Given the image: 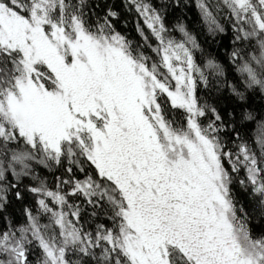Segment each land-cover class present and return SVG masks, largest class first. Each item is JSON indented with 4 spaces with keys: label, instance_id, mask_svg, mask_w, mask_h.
<instances>
[{
    "label": "snow or ice",
    "instance_id": "1",
    "mask_svg": "<svg viewBox=\"0 0 264 264\" xmlns=\"http://www.w3.org/2000/svg\"><path fill=\"white\" fill-rule=\"evenodd\" d=\"M123 5L143 20L141 44L115 30L111 6L95 11L98 0H0V264H264V234H253L231 188L264 208V123L253 148L198 95L212 80L219 90L222 66L198 64L195 38L182 23L184 39L169 36L149 0ZM196 6L210 33L225 31L206 0ZM213 7L228 10L243 87L264 95V0ZM37 166L68 177L53 190ZM25 192L36 211L25 207L17 225L9 193ZM69 198L92 206L94 227Z\"/></svg>",
    "mask_w": 264,
    "mask_h": 264
},
{
    "label": "trees",
    "instance_id": "2",
    "mask_svg": "<svg viewBox=\"0 0 264 264\" xmlns=\"http://www.w3.org/2000/svg\"><path fill=\"white\" fill-rule=\"evenodd\" d=\"M98 2L101 4V8H97L95 11L101 15L104 14L107 6H111L118 13V18L112 21L117 32L132 41L134 45L142 43L141 37L137 32V23L143 27V20L138 17L134 10L129 11L125 9L123 0H98ZM149 2L161 11L168 32L175 40L180 41L184 39L182 34L176 29V25L181 23L195 38L199 48L194 51V58L198 64L203 66L207 60L211 59L222 66L224 76L219 79L224 83L219 87V90H217L216 80H212L211 90L204 89L203 86H200L198 95L202 103L206 101L209 105L214 106L225 117V120H233L239 136L255 148L258 126L264 123V95L258 90H245L236 72L235 65L232 64L229 58L236 45L233 43L234 34L231 23L227 19L229 15L228 10L221 7L220 12H216L213 6L220 3V0H206L209 6L212 7V11L216 14L219 23L225 29L222 33H210L208 26L205 24L196 6V0H149ZM144 30L147 33L148 30L146 28ZM152 43L155 44V41H152ZM245 51L259 55V51L256 48H246ZM144 52L149 56L154 55L149 48H144ZM227 85H236L239 91L244 92V99L241 100L234 96ZM229 112L233 114L231 117L227 115ZM246 112L251 113L254 119L243 120L242 114ZM209 119H211V113L204 118L203 122L206 124ZM232 141L236 143L240 142L236 140L235 132L230 131L229 147L233 151H236ZM225 167H228L227 163ZM37 173L53 190H55L57 176H62L65 179L68 177V174L63 169L48 171L37 166ZM242 176L243 173H241V178ZM75 178L84 179V174L76 171ZM23 183L30 184L32 181L25 179ZM231 188L237 208L243 206L247 212L249 218L248 223L253 234L256 236L264 234V208L252 197L250 191L241 188L238 182H234ZM67 190V187H65L64 191ZM69 199L82 206L83 210L81 215L87 221L85 227H94L93 221L97 218L90 215L93 210L92 206L86 204L83 198ZM9 200L10 204L7 206L6 214L17 225L24 220L23 209L25 207L31 208L33 213L36 211L35 199L27 192L24 193V199L22 201L17 200L13 193H9ZM105 207L107 206L105 205ZM96 211L101 213L99 220L108 224L109 221L103 215V210L96 209ZM42 222L46 223L47 218L43 217ZM3 223L4 221L0 220V224Z\"/></svg>",
    "mask_w": 264,
    "mask_h": 264
},
{
    "label": "rangeland",
    "instance_id": "3",
    "mask_svg": "<svg viewBox=\"0 0 264 264\" xmlns=\"http://www.w3.org/2000/svg\"><path fill=\"white\" fill-rule=\"evenodd\" d=\"M168 34H169V36H171L172 37V35L168 32ZM173 38V37H172Z\"/></svg>",
    "mask_w": 264,
    "mask_h": 264
}]
</instances>
